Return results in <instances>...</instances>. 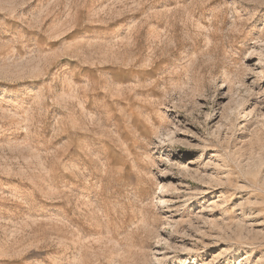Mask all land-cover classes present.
<instances>
[{
    "label": "rangeland",
    "instance_id": "obj_1",
    "mask_svg": "<svg viewBox=\"0 0 264 264\" xmlns=\"http://www.w3.org/2000/svg\"><path fill=\"white\" fill-rule=\"evenodd\" d=\"M264 264V0H0V264Z\"/></svg>",
    "mask_w": 264,
    "mask_h": 264
},
{
    "label": "bare ground",
    "instance_id": "obj_2",
    "mask_svg": "<svg viewBox=\"0 0 264 264\" xmlns=\"http://www.w3.org/2000/svg\"><path fill=\"white\" fill-rule=\"evenodd\" d=\"M174 262H175V264H180L181 263V258L178 257V258L174 259Z\"/></svg>",
    "mask_w": 264,
    "mask_h": 264
}]
</instances>
